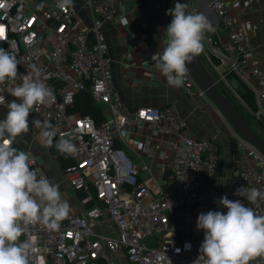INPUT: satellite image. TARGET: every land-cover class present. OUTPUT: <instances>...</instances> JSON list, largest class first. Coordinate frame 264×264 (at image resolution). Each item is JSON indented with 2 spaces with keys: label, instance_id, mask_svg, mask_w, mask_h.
Instances as JSON below:
<instances>
[{
  "label": "built area",
  "instance_id": "obj_1",
  "mask_svg": "<svg viewBox=\"0 0 264 264\" xmlns=\"http://www.w3.org/2000/svg\"><path fill=\"white\" fill-rule=\"evenodd\" d=\"M38 1L32 0L27 8L24 0H0V48L13 50L19 61L17 80L0 84V96L5 98L0 106L16 99L10 89L23 82L29 65L41 68L40 78L53 98L35 106L29 122L34 128L33 119L51 123L57 133L55 142L61 136L72 138L77 153L70 155L63 175L70 189L81 196L78 209L58 229L37 223L22 234L20 240L32 244L30 264H117L122 258L128 264H194L204 235L178 240L171 219L186 217L203 204L205 178L218 167L219 143L191 137L186 121L173 107L121 111L112 88L103 31L104 21L118 14L117 0H79L90 14L86 26L72 5L61 8L58 0H41L37 6ZM203 1V11L190 12L213 18L210 22H216L225 34L226 52H218L217 39L206 33L199 58L236 96L228 79L234 76L248 85V77L254 101V110H248L264 122V69L254 59L253 46L247 40L251 22L231 15L225 0ZM258 2L264 0H236L231 7L241 10ZM182 87L189 94L196 90L198 96H204L187 73ZM80 91H88L101 108L105 120L100 124L71 112L74 95ZM139 125L170 136L169 143L177 151L156 194L139 180L138 169L123 147L129 127ZM239 141L240 162L230 200H240L264 215V201L252 205L246 198L252 188L264 191V157L248 142ZM29 165L40 170L31 154ZM39 174L46 177L41 170Z\"/></svg>",
  "mask_w": 264,
  "mask_h": 264
},
{
  "label": "crops",
  "instance_id": "obj_2",
  "mask_svg": "<svg viewBox=\"0 0 264 264\" xmlns=\"http://www.w3.org/2000/svg\"><path fill=\"white\" fill-rule=\"evenodd\" d=\"M31 1L24 0L27 8H31ZM234 1L236 0H225L229 13L237 15L241 21L251 22L252 29L247 33V40L253 46L254 59L264 69V2L251 3L247 8L239 10L231 7ZM117 2L120 6L118 14L113 20L104 21L103 31L108 44L112 88L119 98L121 111L133 112L141 107H173L186 121V129L191 137L219 143L218 167L214 174L205 178L203 204L186 217L171 219L172 229L178 240L186 236L204 235L203 230L196 228L198 215L210 210L227 212L226 208L220 206L219 199L227 195L230 200L231 186L237 177L240 162V139L206 97L198 96L196 90L189 94L182 86H170L166 77L156 69L154 56H159L162 51V41L166 39L164 33L172 19L165 0ZM72 6L82 18L83 24L88 25V10L79 0H73ZM190 8L203 11L204 1L191 0ZM212 20L213 18L209 21ZM212 25L215 31L210 34L218 41L215 49L226 52L224 32L216 22L213 21ZM245 81L248 85L233 76L228 79V84L237 92L244 87L250 91L252 83L248 77H245ZM12 100L11 98L10 101ZM7 111L6 106H0V120L4 119ZM170 138L146 125H139L129 127L123 143L126 153L138 169L139 180L154 194L167 178L171 161L177 152L171 147ZM55 144L53 140L52 146L45 147L39 130L29 125V131L17 137L13 147L33 156L46 177L60 185L64 199L71 206V212H75L79 207V194L70 189L63 175V169L70 163V155L60 153ZM117 264L128 263L122 258ZM252 264H260L259 258Z\"/></svg>",
  "mask_w": 264,
  "mask_h": 264
},
{
  "label": "clouds",
  "instance_id": "obj_3",
  "mask_svg": "<svg viewBox=\"0 0 264 264\" xmlns=\"http://www.w3.org/2000/svg\"><path fill=\"white\" fill-rule=\"evenodd\" d=\"M73 0H58V6H71ZM187 5L179 0L168 10L172 17L167 26L159 56H154L155 67L166 77L170 86L179 88L184 83L187 65L204 48L205 34L215 28L202 13L187 12ZM19 61L13 50L0 48V84L18 78ZM23 82L10 89L15 97L6 104L8 109L0 120V264H30V240H20L37 223L56 230L71 212L69 202L62 197L60 185L45 177L39 169L29 165L30 154L13 147L17 137L29 131V115L35 106L45 105L53 92L41 80V68L28 66ZM4 97L0 96V103ZM45 147L52 146L57 133L47 121L33 119ZM56 149L65 155L77 153L76 144L69 136H61ZM238 195L241 189L237 190ZM250 204L264 201V191L252 188L246 194ZM227 212L208 211L197 217V230L204 231L199 258L194 264H252L259 258L264 264V215L240 200L219 199ZM190 248V245H186ZM83 262V258H81Z\"/></svg>",
  "mask_w": 264,
  "mask_h": 264
},
{
  "label": "water",
  "instance_id": "obj_4",
  "mask_svg": "<svg viewBox=\"0 0 264 264\" xmlns=\"http://www.w3.org/2000/svg\"><path fill=\"white\" fill-rule=\"evenodd\" d=\"M171 2L175 6L178 0H171ZM179 2L187 5V0H179ZM186 11L188 12V8ZM187 68V75L194 85L221 113L238 138L251 144L264 157V140L248 125L244 117L219 90L199 56L188 63Z\"/></svg>",
  "mask_w": 264,
  "mask_h": 264
},
{
  "label": "trees",
  "instance_id": "obj_5",
  "mask_svg": "<svg viewBox=\"0 0 264 264\" xmlns=\"http://www.w3.org/2000/svg\"><path fill=\"white\" fill-rule=\"evenodd\" d=\"M140 3H144L146 0H138ZM42 1L39 0L37 2V6L41 5ZM224 94V93H223ZM238 94L241 97L242 101L245 103L246 106H253L254 107V101H253V96L250 91H248L245 87L243 90H238ZM225 97L233 104V102L224 94ZM234 107L238 110V112L244 117V115L240 112V110L233 104ZM71 112H76L81 115H87L91 117L96 125L100 124L102 121L105 120V115L102 112L101 108L96 105L89 92L88 91H80L74 95V102L73 106L70 109ZM246 120V118L244 117ZM248 123V121L246 120ZM256 124L259 127L260 131L263 134H260L259 136L264 139V122L261 120H256ZM250 126V124L248 123ZM251 127V126H250ZM79 196H81L79 194Z\"/></svg>",
  "mask_w": 264,
  "mask_h": 264
},
{
  "label": "rangeland",
  "instance_id": "obj_6",
  "mask_svg": "<svg viewBox=\"0 0 264 264\" xmlns=\"http://www.w3.org/2000/svg\"><path fill=\"white\" fill-rule=\"evenodd\" d=\"M190 2L191 0H187V8H188V12H190L192 9L190 8ZM165 3L167 4V6L169 7V9L174 8V5L172 4L171 0H165ZM204 64V63H203ZM205 65V64H204ZM205 68L207 69V71L209 72L211 78L215 81V83L217 84V87L219 88V90L226 94V96H228V98L233 102V104H235V106L240 110V112L244 115V117L246 118V120L248 121V123L250 124L251 128L258 134H263L259 127L256 124V119L253 118L251 116V112L254 110L253 106H246L245 103L242 101V99H240L241 97L239 96V94L236 96L234 95L232 92H227L225 90L226 85H224V83L222 81H219L218 76L215 74V72L211 71V69L205 65ZM234 87V86H233ZM249 109V110H248ZM264 136V135H263ZM264 140V139H263Z\"/></svg>",
  "mask_w": 264,
  "mask_h": 264
}]
</instances>
